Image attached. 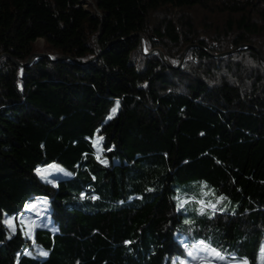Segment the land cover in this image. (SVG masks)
<instances>
[{"label": "trees", "instance_id": "trees-1", "mask_svg": "<svg viewBox=\"0 0 264 264\" xmlns=\"http://www.w3.org/2000/svg\"><path fill=\"white\" fill-rule=\"evenodd\" d=\"M257 49L264 0H0V264H172L176 234L261 264ZM52 161L71 174L41 179ZM37 197L54 230L9 231Z\"/></svg>", "mask_w": 264, "mask_h": 264}, {"label": "rangeland", "instance_id": "rangeland-1", "mask_svg": "<svg viewBox=\"0 0 264 264\" xmlns=\"http://www.w3.org/2000/svg\"><path fill=\"white\" fill-rule=\"evenodd\" d=\"M42 40L38 39L37 44L41 45ZM93 147L96 156L101 161L105 162V156L103 155L104 148L102 146V136L99 134H95L92 138ZM98 142V143H97ZM36 171L38 175L43 179L44 181L55 183L56 179L63 175H70V171L61 166L59 163L52 161L50 163L39 165L36 168ZM4 221L9 229V231H14L16 224H18L23 232L32 239L35 228L37 227H49L54 230V224L52 222V219L49 215V208L47 205V199L45 197H37L33 201L26 204L25 210L18 215L16 218L12 215H5ZM11 222V223H9ZM176 237L178 240H182V244L185 247V250H188L189 256L186 257H180V256H174L171 258L172 264H248L247 260L245 258L243 259H231L224 255H207L205 256L198 253H193L194 248H198L197 246H202L204 250L206 249H214L212 246L208 245L202 240H198L195 242H192L191 244H187L183 242L184 236L182 234H176ZM28 253L34 255V256H43L46 251L38 247L36 245L32 246L31 249L27 250ZM191 253H193L191 255ZM216 254V253H215ZM219 254V253H218ZM191 255V256H190ZM258 255L260 259H264V236L262 238V241L260 243V250L258 252ZM220 257H223L221 259ZM264 264V261L261 263Z\"/></svg>", "mask_w": 264, "mask_h": 264}, {"label": "water", "instance_id": "water-1", "mask_svg": "<svg viewBox=\"0 0 264 264\" xmlns=\"http://www.w3.org/2000/svg\"><path fill=\"white\" fill-rule=\"evenodd\" d=\"M134 33H137V32H134ZM134 33H132V34H134ZM139 39H140V48H141V51H142L143 53H152V52H156V53L159 54V56H160L163 60H165L167 63H169L168 60L165 58L164 53L162 52V50H160L158 47H153V48L147 49V48L145 47V45H144V38H143L142 35H139ZM189 46H191V44H188V45L185 46V48H184V50H183V53H184V51H185ZM246 46H248V44H242V45H240L239 47H246ZM239 47H235V48H232V49H230V50H228V51H224V52L213 53V55L218 56V55H222V54H225V53H229V52H232V51L236 50V49L239 48ZM257 50H258V52H259L260 57H261L262 59H264V56H263L262 52H261L259 49H257ZM42 55H45V56L49 57L50 59H52V56H51L49 53H47V52H45V51H39V52H33V54H31L30 56H28V58H27L25 61H15V62H16L17 64H19L20 66H23V65H26V64H28V63H30V62L36 60L38 57H40V56H42ZM63 56H64V55H59L57 58H59V57H63ZM57 58H56V59H57Z\"/></svg>", "mask_w": 264, "mask_h": 264}, {"label": "crops", "instance_id": "crops-1", "mask_svg": "<svg viewBox=\"0 0 264 264\" xmlns=\"http://www.w3.org/2000/svg\"><path fill=\"white\" fill-rule=\"evenodd\" d=\"M198 248H194V251H193V253H198V254H202V255H204L205 256V254L204 253H206L207 255H216L215 253H219V255L220 256H222L223 254L221 253V252H219L217 249H212V250H210V249H206V250H204L203 248H202V246H197ZM193 253H191V255L193 254ZM190 255V256H191ZM186 257H188L189 256V254H188V250L186 249V255H185Z\"/></svg>", "mask_w": 264, "mask_h": 264}, {"label": "snow or ice", "instance_id": "snow-or-ice-1", "mask_svg": "<svg viewBox=\"0 0 264 264\" xmlns=\"http://www.w3.org/2000/svg\"><path fill=\"white\" fill-rule=\"evenodd\" d=\"M113 112H115V109H113ZM98 143V142H97ZM9 223H11V222H9ZM216 255L218 256L219 254L218 253H216ZM221 259H223V257H220ZM245 264H246V262H245Z\"/></svg>", "mask_w": 264, "mask_h": 264}]
</instances>
